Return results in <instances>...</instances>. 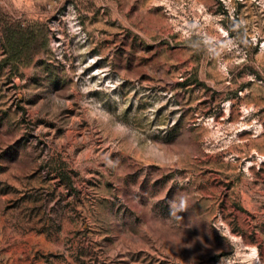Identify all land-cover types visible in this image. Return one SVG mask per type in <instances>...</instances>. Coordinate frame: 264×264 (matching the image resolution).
Returning a JSON list of instances; mask_svg holds the SVG:
<instances>
[{"label":"rangeland","instance_id":"obj_1","mask_svg":"<svg viewBox=\"0 0 264 264\" xmlns=\"http://www.w3.org/2000/svg\"><path fill=\"white\" fill-rule=\"evenodd\" d=\"M0 264H264V0H0Z\"/></svg>","mask_w":264,"mask_h":264},{"label":"trees","instance_id":"obj_2","mask_svg":"<svg viewBox=\"0 0 264 264\" xmlns=\"http://www.w3.org/2000/svg\"><path fill=\"white\" fill-rule=\"evenodd\" d=\"M2 32L6 38V48L9 53L7 60L18 58L25 50L33 49L37 36H35V28L32 25H26L21 21H4ZM33 41V42H32ZM39 48H35L32 56L38 53Z\"/></svg>","mask_w":264,"mask_h":264},{"label":"clouds","instance_id":"obj_3","mask_svg":"<svg viewBox=\"0 0 264 264\" xmlns=\"http://www.w3.org/2000/svg\"><path fill=\"white\" fill-rule=\"evenodd\" d=\"M183 208H184V202L181 201V204H180L179 208H177L176 210L177 211H181V210H183Z\"/></svg>","mask_w":264,"mask_h":264}]
</instances>
